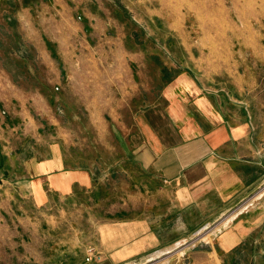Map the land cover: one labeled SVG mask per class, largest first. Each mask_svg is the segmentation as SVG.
I'll return each instance as SVG.
<instances>
[{
  "label": "crops",
  "instance_id": "obj_1",
  "mask_svg": "<svg viewBox=\"0 0 264 264\" xmlns=\"http://www.w3.org/2000/svg\"><path fill=\"white\" fill-rule=\"evenodd\" d=\"M165 66L177 73L168 82L129 80L121 96L108 97L101 143L41 137L46 155L33 148L25 160L11 159L18 174L0 179V188L14 190L0 192V213L17 210L12 230L31 236L5 239L0 264L170 263L173 248L256 189L264 178V95L255 80L205 79L187 64ZM13 99L0 97L6 147L17 130L2 128L6 115L24 112ZM27 118L23 134L35 138ZM238 214L207 243L212 264H264V194ZM42 227L58 230L59 239L37 236ZM89 249L102 260L87 261ZM207 260L194 255L192 264Z\"/></svg>",
  "mask_w": 264,
  "mask_h": 264
},
{
  "label": "rangeland",
  "instance_id": "obj_2",
  "mask_svg": "<svg viewBox=\"0 0 264 264\" xmlns=\"http://www.w3.org/2000/svg\"><path fill=\"white\" fill-rule=\"evenodd\" d=\"M166 64H187L205 79L255 80L264 95V0H0V97H13L38 132L24 135V120L6 115L2 128L17 130L8 147L0 138V179L18 174L11 159L25 160L33 148L48 153L38 145L41 137L101 143L99 115L108 123L101 115L108 97L121 96L129 80H155L154 87L168 82L177 73L163 72ZM34 94L36 100L29 98ZM6 185L10 197L14 190ZM10 213H0V262L5 239L31 236L12 230L20 215ZM237 215L228 211L173 248L175 257L166 264H192L203 253L212 264L216 256L207 253V243ZM37 236L56 240L60 233L42 227Z\"/></svg>",
  "mask_w": 264,
  "mask_h": 264
},
{
  "label": "built area",
  "instance_id": "obj_3",
  "mask_svg": "<svg viewBox=\"0 0 264 264\" xmlns=\"http://www.w3.org/2000/svg\"><path fill=\"white\" fill-rule=\"evenodd\" d=\"M264 194V178L260 182V184L256 187V189L247 197L240 200V202L236 205L234 209L231 211H234V213H239L242 210L246 209L249 205H251L257 198L262 196ZM96 260L101 261L102 255L101 254H94L93 249H89V255L87 256V261Z\"/></svg>",
  "mask_w": 264,
  "mask_h": 264
}]
</instances>
